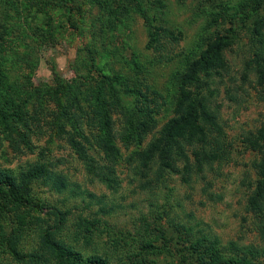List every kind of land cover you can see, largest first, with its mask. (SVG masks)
I'll list each match as a JSON object with an SVG mask.
<instances>
[{
  "label": "rangeland",
  "instance_id": "1",
  "mask_svg": "<svg viewBox=\"0 0 264 264\" xmlns=\"http://www.w3.org/2000/svg\"><path fill=\"white\" fill-rule=\"evenodd\" d=\"M108 1L0 0V68L25 91L52 86L55 80L87 86L97 75L95 64L111 51L115 55L109 62L115 70L139 76L156 92L154 97L168 95L167 105L150 112V125L129 124L126 111L115 107L109 138L92 125L88 102H80L79 133L70 126L66 133L58 132L54 105L31 106L24 122L13 124L15 133L0 128V171L21 182L31 167L46 168L51 183L33 182L29 195L46 210L67 213L59 237L84 258L109 256L113 264H123L127 245L135 244L133 236L127 244L126 235L135 232L142 215L156 209L153 204L171 209L176 223L194 225L224 244H262L247 206L264 159V149L250 142L264 131V0L261 5L248 0H141L155 26L173 32L153 48H148V23L139 13L130 16L128 30L111 26ZM219 2L229 5L225 21L210 24L209 12ZM229 30L235 38L224 53L228 69L214 79L218 94L211 107L220 112L219 126L233 142L232 151L226 159H210L215 143L176 141L155 152L162 131L182 112L176 103L175 75L183 71L181 58L199 53L205 47L200 46L203 37L213 39ZM133 54L143 63L144 74L138 75L139 69L131 65ZM126 102L137 108L134 99H123ZM132 127L142 134L131 137ZM196 153L202 170L197 169ZM59 179L65 184L61 193L52 186ZM6 219L0 222L6 224L9 238L17 231L23 259L9 252L6 240L0 241V264H32V255L54 264L41 245L44 229L55 224L52 217L21 212ZM82 219L99 220L104 233H85L78 226ZM111 238L122 241L119 253Z\"/></svg>",
  "mask_w": 264,
  "mask_h": 264
},
{
  "label": "trees",
  "instance_id": "2",
  "mask_svg": "<svg viewBox=\"0 0 264 264\" xmlns=\"http://www.w3.org/2000/svg\"><path fill=\"white\" fill-rule=\"evenodd\" d=\"M248 1L259 2L258 5L263 3L262 0ZM156 2L161 3L160 0ZM106 5L111 26L115 29L128 30V22L132 21L130 16L135 12L147 21L150 38L148 48L161 45L163 38L173 34L168 28L155 26L154 18L144 9L141 0H109ZM242 6L244 8V4L240 5L241 8ZM214 7L215 9L209 12L208 21L210 24H221L225 21L223 13L228 10L229 5L219 2L215 3ZM231 31L218 33L213 39L203 37L200 46L205 45V47L199 53L181 58L183 71L175 75H178L176 103L177 108L182 112L162 131L161 137L153 145L155 152H158L162 145H165V148L172 147L176 141H184L187 144L198 142L199 145L215 143L213 145L215 152L207 157L210 159H226L232 151L233 142L227 140L228 136L222 126H219L222 121L220 112L214 111L211 107L214 96L218 94L213 88L214 79L216 75H222L223 70L228 69L224 53L234 42L235 36L228 34ZM2 39L3 36L0 35V40ZM114 55L113 52L107 51L106 56L100 58L101 61L95 64L97 75L91 78L92 82L87 86L82 82L55 80L52 86H31L25 91L20 85L19 87L11 83L9 76L0 68V128L13 134L16 132L13 124L24 122L29 107H42L50 103L56 107L58 132L66 133V128L70 126L79 133L81 128L77 121V113L82 109L81 101L90 104L94 115L91 123L102 136L107 138L110 136V112L115 107L126 111L129 124L135 122L136 125H143L142 123L146 122L150 125L152 122L150 112L166 106L169 96L158 94L154 97L156 92L153 94L150 90L152 87L139 76H129L115 70L109 62ZM261 55L264 56V52ZM130 63L135 70L139 69L138 75L142 72L144 74L142 68L144 65L141 60L139 62L136 55L133 54ZM23 87L26 88L24 84ZM123 99L125 101L134 99L137 108L128 102L126 106ZM130 134H133L131 137H136L135 135L142 133L140 129L132 127ZM250 142L251 144L255 142V145L258 144L264 149V131L250 139ZM254 147L257 149V146ZM196 155L197 169L202 170L200 154L196 153ZM152 156L148 155L150 158ZM259 169L257 188L248 202L247 210L255 218L262 244H240L236 241L224 244L220 239L206 234L194 225L176 223L169 213L171 209L153 204L156 209L142 215L141 224L134 228L135 232L126 235L127 244H129L127 239L131 240L130 236H133L135 244L127 245L126 254L121 260L123 264H264V159ZM47 175L48 171L42 165L33 166L23 172L21 182L11 174L0 171V219L7 221L6 218L10 214L19 216L21 212L52 217L55 224L44 229L41 245L51 253L54 264H113L109 256L84 258L80 252L72 248L73 246L60 239L59 234L67 223V213L52 207L46 210L29 195V185L33 182L42 180L46 184L51 183ZM52 186L61 193L65 184L63 179H59L52 183ZM78 226L85 233L98 232L101 235L105 231L99 220L82 219L78 222ZM108 233L112 232L108 231ZM5 240L9 252L14 257L23 259L17 249L19 243L17 231L14 230L9 238L6 224L0 222V241L5 242ZM111 241L114 249L119 253L118 247L122 241L119 242L114 238H111ZM30 258L32 264H47L43 257L32 255Z\"/></svg>",
  "mask_w": 264,
  "mask_h": 264
}]
</instances>
